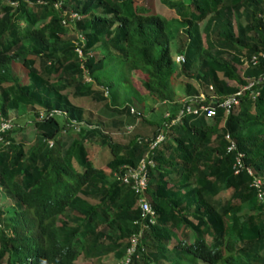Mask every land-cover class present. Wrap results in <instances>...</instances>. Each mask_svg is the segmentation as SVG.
<instances>
[{
  "label": "trees",
  "instance_id": "16d2710c",
  "mask_svg": "<svg viewBox=\"0 0 264 264\" xmlns=\"http://www.w3.org/2000/svg\"><path fill=\"white\" fill-rule=\"evenodd\" d=\"M52 2L0 0V116L22 105L38 131L24 142L7 130L0 144V264H76L77 258L124 264L139 229L126 264H264V197L257 198L251 174L244 168L234 173L232 166L241 152L264 188V59L242 62L264 51V0H161L182 26L174 52L168 19L153 7L134 0H61L62 9L79 13L63 24ZM76 32L91 53L84 61L90 81L74 52ZM179 52L184 80L175 88ZM15 63L25 80L14 74ZM132 70L140 73L143 94L163 102L170 116L180 97L198 93L190 79L210 84L218 96L257 81L226 113L216 107L213 115L188 114L162 126V111L150 120L151 134L118 141L101 120L92 124L84 106L101 102L99 108L116 114L141 116L125 99L119 102L116 91L135 86ZM136 100L143 109L144 99ZM204 102L214 104L207 96ZM39 108L65 114L36 119ZM159 130L164 136L148 151L144 190L154 221L142 227L146 218L136 194L114 172L134 165ZM229 140L234 148H227ZM97 147L107 149L102 164L90 157ZM108 255L114 261L102 262Z\"/></svg>",
  "mask_w": 264,
  "mask_h": 264
},
{
  "label": "built area",
  "instance_id": "2783aa9c",
  "mask_svg": "<svg viewBox=\"0 0 264 264\" xmlns=\"http://www.w3.org/2000/svg\"><path fill=\"white\" fill-rule=\"evenodd\" d=\"M61 0H53V6L59 10L60 13V22L65 24L72 22L79 18V13L76 10L72 9H62ZM77 39L74 40V52L78 57L79 66L82 69L83 78L85 81H90L91 77L87 74V70L84 65L86 59V54L90 55L91 53L83 51L82 49V38L83 35L81 32H76ZM260 58L264 59V51H260L256 54H251L249 57L242 58L243 64H255ZM174 61L176 63H181L184 61V56L181 52L177 53L174 56ZM256 79H248V81L239 86L235 91L227 93L222 96H218L213 92V89L210 84L206 85L204 89H199L198 93L195 95L183 96L178 99L179 106L175 113L170 116L169 111L165 110L163 112L162 126H168L169 124L176 123L180 119L188 114L205 116L213 115L216 107H221L223 113L228 112L232 104H235L238 101L239 95L244 89H247L252 84H254ZM103 95H108V89L105 85H100ZM251 92V91H250ZM257 94V90H253L251 95L254 96ZM208 97L210 101H213L214 104L204 102L205 97ZM129 111L133 112L132 105H129ZM64 115L65 110L59 108H50L43 110L42 108L37 109L36 119H41L44 116L49 115ZM69 123L74 124V119H69ZM12 127L11 118L6 116H0V144H4L6 140L3 137L4 132L10 130ZM77 129V127H74ZM163 133L159 130L153 138L150 140L148 149L143 153V155L138 159L134 165H122V170L114 172V175L117 179L121 180L123 183L129 186V188L136 194V204L139 208L140 215L142 218H146V221L143 220L141 226H145L146 223H152L154 221V210L150 206L148 199L145 196V186H146V175H147V166L152 163L151 158L149 157V149L152 148L159 140L163 138ZM225 137L228 138V134H225ZM47 144H51V139H47ZM228 149L234 148V143L232 140H229ZM242 153L237 152L233 161V172L236 173L240 169L244 168L247 173L252 175L251 184L256 189V196L258 199L262 200L264 197V188L261 184V179L258 176L253 175V171L248 165H244L242 160ZM138 230L137 234H134L130 237V244L126 248V255L121 260L122 263L126 264L129 258V255L134 251L135 245L139 239Z\"/></svg>",
  "mask_w": 264,
  "mask_h": 264
},
{
  "label": "rangeland",
  "instance_id": "374dc122",
  "mask_svg": "<svg viewBox=\"0 0 264 264\" xmlns=\"http://www.w3.org/2000/svg\"><path fill=\"white\" fill-rule=\"evenodd\" d=\"M136 2H140L141 4H145L146 6H148L149 8L155 10L158 14L165 16L168 20L166 23V28L167 31L169 33V35L172 37L171 42H170V48L171 51H177L174 50V46H175V38H179L182 37L183 34L181 32V23L177 18H170L169 16L172 15L171 11L161 2V0H134ZM202 24V22L200 23ZM174 50V51H173ZM15 66V75L19 76V80H25V78L23 77V72L24 69L22 68V66L18 63L14 64ZM176 66V71L174 74V78H172V86L174 85V87H179L182 88V83L184 80L183 75L179 74V70H178V64L175 63ZM242 66H238V72L241 71ZM139 76L140 73L137 70H132L131 72V81L133 82V84H135V86H130L125 85V91L123 88H121V86H119V88L116 90L121 97L119 98V102L123 101L124 99H130V97H132V99H134V103L135 105L132 106L133 107V112H140L142 117L145 118H149V119H158L160 111L162 110V105L163 102H159L158 100H156L155 98L147 95V94H143L141 93L142 89L139 86ZM229 83H232L231 80L227 79ZM190 82L194 83L198 88L200 89H204L206 87V85L204 86L203 84H200L196 81H194L193 79H190ZM123 93V94H122ZM75 102L78 98H74ZM136 99H144L143 100V104H144V108L143 109H139L141 108V104L139 102H137ZM83 100L82 104H87L89 102L88 98L85 99H81ZM77 103V102H76ZM96 104H100L101 102H95ZM98 107V105L95 107V109ZM90 112V110H88ZM165 111V110H164ZM163 111V112H164ZM93 112V111H92ZM94 116V115H93ZM6 117L11 118L12 121V127H11V136L13 138L16 139H22L24 142H29L33 139V136L35 135V133L37 132V130L35 129L33 122L30 121L31 118L28 116V114L26 113V110L23 108L22 105L17 106V108L14 109H10L6 115ZM138 119H136L135 121H137ZM22 124V125H21ZM132 125L133 123H129L124 125L123 130L121 131H116V132H112L110 133L111 138L118 140V141H126L128 138V135L126 136L125 134H129V132L132 130L134 131V129H132ZM106 149V148H105ZM104 148L101 147H97L95 149H91L90 150V157L93 160V162H97V164H102L101 161H103L104 159H106L107 156V152ZM103 166V165H102ZM104 169L107 171L106 167H104ZM225 193L224 191H221L218 193V196H224ZM109 260V262L114 261V259L112 258V256L108 255L106 257L103 258L102 262H105ZM76 264H95L94 261H90V260H82L80 258L76 259Z\"/></svg>",
  "mask_w": 264,
  "mask_h": 264
},
{
  "label": "crops",
  "instance_id": "0c3cea01",
  "mask_svg": "<svg viewBox=\"0 0 264 264\" xmlns=\"http://www.w3.org/2000/svg\"><path fill=\"white\" fill-rule=\"evenodd\" d=\"M141 93H143V91H141ZM124 103L127 105H132V106L135 105L134 102H130V101L128 102L126 99L124 100ZM100 104H96V103H93L90 105L84 104L85 105L84 111L86 112V111L90 110V114L93 117L94 121H92V124L97 123V120H101L102 123L105 124V127H107V130H109V132L112 133V132H116V131H121V127L123 125L129 124L132 122L133 123L132 129H134V131L131 130L129 132V134L128 133L125 134L126 136L128 135V137H129V135H131V134H139V135L151 134V131L155 125V123L150 122L151 119L139 116L136 118L138 120L135 121L136 119L132 115H129L126 113L125 114L124 113L116 114L114 111L109 110L105 107L103 108L100 106V108H99ZM97 105H98V107L95 109V107ZM162 111H163V109L160 112H162ZM159 118H160V114H159V117L157 120H159ZM116 122H117V124H120V122H124V124L121 125L120 128H118V126L116 125Z\"/></svg>",
  "mask_w": 264,
  "mask_h": 264
}]
</instances>
